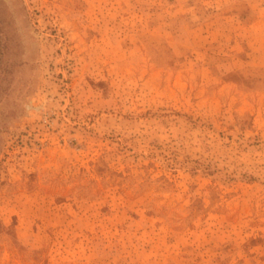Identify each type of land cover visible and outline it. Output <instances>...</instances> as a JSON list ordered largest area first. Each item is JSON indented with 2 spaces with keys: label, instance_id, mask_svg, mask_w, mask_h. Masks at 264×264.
<instances>
[{
  "label": "rangeland",
  "instance_id": "rangeland-1",
  "mask_svg": "<svg viewBox=\"0 0 264 264\" xmlns=\"http://www.w3.org/2000/svg\"><path fill=\"white\" fill-rule=\"evenodd\" d=\"M0 264H264V0H0Z\"/></svg>",
  "mask_w": 264,
  "mask_h": 264
}]
</instances>
